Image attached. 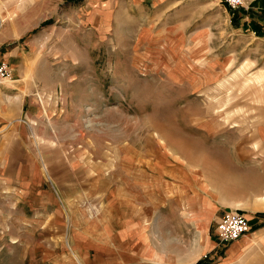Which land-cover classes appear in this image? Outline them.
I'll return each mask as SVG.
<instances>
[{
    "label": "rangeland",
    "instance_id": "374dc122",
    "mask_svg": "<svg viewBox=\"0 0 264 264\" xmlns=\"http://www.w3.org/2000/svg\"><path fill=\"white\" fill-rule=\"evenodd\" d=\"M3 62L0 264L130 263L138 225L191 264L226 205L254 217L230 244L264 232V191L216 178L261 171L264 0H0Z\"/></svg>",
    "mask_w": 264,
    "mask_h": 264
},
{
    "label": "crops",
    "instance_id": "0c3cea01",
    "mask_svg": "<svg viewBox=\"0 0 264 264\" xmlns=\"http://www.w3.org/2000/svg\"><path fill=\"white\" fill-rule=\"evenodd\" d=\"M261 171L256 172L253 170V168L250 166L249 168H244V172L236 174L235 171L238 168H231L230 166H224L219 168L220 172L227 171L225 174L221 173L219 174V177H216V175H213V177H216L217 179L223 178L227 179L224 182L217 181L218 184H226L227 185V193L232 195V199L235 200L234 194L238 195H244L240 198V200L243 201H249V198L247 195L252 193V191H257L258 189H261V191H264V158L262 159V162L260 163ZM235 169V170H234ZM239 170V169H238ZM139 187V184H138ZM230 199V196H228ZM259 202H256L254 212L256 215L260 216V220L264 218V194L260 195V198L257 199ZM152 201V199H151ZM233 207L230 205H226L224 207L225 210H231ZM240 209V208H238ZM257 211V212H256ZM245 212V211H244ZM246 213V212H245ZM244 213V214H245ZM247 217L249 216L247 213L245 214ZM263 216V217H262ZM250 219H253V216H249ZM248 217V219H249ZM140 227H134V230L131 231L133 234V238L137 239V241H131L132 243V252H131V262H128L129 258L124 257H114L111 254H105L103 251V264H116L114 258H116V261L118 264H156V253L155 249L152 245L151 239L147 237H142L141 241L138 240L140 237ZM108 232V227L106 229ZM218 238V236H217ZM108 246H111V241H103ZM207 249H204L201 251V254L194 258L192 260L191 264H196L198 260H202L205 264H261V260L264 257V232L261 234L256 233L250 237L247 241L245 240H238L236 242H232V244L223 243L220 242L219 238L214 240H208ZM222 246H227V249L225 250V254L221 256L217 260H213L214 256L211 255L212 251L220 248ZM104 249V248H103ZM202 249V248H201ZM205 250H207L205 252ZM210 251V255H206V259H203V256ZM205 252V253H204ZM146 260V261H145ZM82 261L86 262V258ZM101 264V263H100Z\"/></svg>",
    "mask_w": 264,
    "mask_h": 264
},
{
    "label": "built area",
    "instance_id": "2783aa9c",
    "mask_svg": "<svg viewBox=\"0 0 264 264\" xmlns=\"http://www.w3.org/2000/svg\"><path fill=\"white\" fill-rule=\"evenodd\" d=\"M232 6L240 5L243 0H227ZM9 66L3 62L0 64V81L11 74ZM250 230L248 217L239 210L226 211L218 221L216 232L220 242L228 243L237 240Z\"/></svg>",
    "mask_w": 264,
    "mask_h": 264
},
{
    "label": "trees",
    "instance_id": "16d2710c",
    "mask_svg": "<svg viewBox=\"0 0 264 264\" xmlns=\"http://www.w3.org/2000/svg\"><path fill=\"white\" fill-rule=\"evenodd\" d=\"M196 264H205V263H203L202 260H200Z\"/></svg>",
    "mask_w": 264,
    "mask_h": 264
}]
</instances>
